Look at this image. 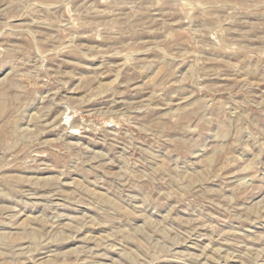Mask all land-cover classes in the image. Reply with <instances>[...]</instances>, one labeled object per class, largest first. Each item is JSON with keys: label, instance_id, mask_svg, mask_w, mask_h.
<instances>
[{"label": "rangeland", "instance_id": "rangeland-1", "mask_svg": "<svg viewBox=\"0 0 264 264\" xmlns=\"http://www.w3.org/2000/svg\"><path fill=\"white\" fill-rule=\"evenodd\" d=\"M0 264H264V0H0Z\"/></svg>", "mask_w": 264, "mask_h": 264}]
</instances>
